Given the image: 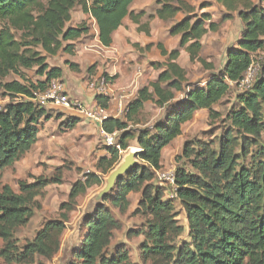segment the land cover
<instances>
[{
  "label": "trees",
  "instance_id": "1",
  "mask_svg": "<svg viewBox=\"0 0 264 264\" xmlns=\"http://www.w3.org/2000/svg\"><path fill=\"white\" fill-rule=\"evenodd\" d=\"M133 1L0 0V89L9 96L0 107V172L33 147L42 120L52 117L31 98L34 91L47 89L53 79L62 81V67L49 65L47 57L58 52L74 55L75 42L89 33L84 22L67 25L76 6L94 20L98 40L106 47L112 45V36L125 18L146 35L150 34L149 20L173 21L169 35L179 37L178 48L170 51L160 42L143 47L150 50L155 46L165 60L156 64V78L140 87L128 101L122 117L108 115L101 123L104 131L117 132L116 144L106 147L94 171L83 173L71 184L67 199L59 205V217L45 222L21 248L16 245V230L31 217L33 198L48 184L61 182V169L50 179L19 182L20 193L8 185L2 187L0 253L9 264L33 263L38 257L51 259L60 249L61 236L78 197L102 184V175L110 172L120 160V151L127 150L134 140L139 149L138 165L117 182L103 204L83 223L84 233L67 264H130L122 245H116L111 255L107 253L119 222L106 204L123 213L132 192H140L138 209L148 218L141 231L147 241L142 246L144 262L264 264V63L252 85L236 95L237 104L224 117L226 127L214 140H185L177 158L180 164L174 169V185L168 188L155 181V171L162 169V151L181 134L182 126L200 109L217 118L213 106L228 94L229 82L238 86L243 79L252 55L264 43V0H214L224 8L222 21L237 14L241 31L235 43L226 48L222 67L203 84L188 82L177 59L183 49L190 62L213 70V65L201 56V39L219 29L210 13L200 12L211 3L202 1L194 6L189 0H155L157 7L146 14L131 11ZM179 14L181 17L176 20ZM144 16L147 21L142 23ZM65 64L79 71L76 63ZM23 70H32L33 75L28 77ZM11 74L18 80L4 82ZM103 75L109 81L113 78ZM177 92L182 96L177 98ZM95 99L108 108V96L96 95ZM147 102L163 109L151 124L139 119ZM79 122L78 117L67 116L63 125L73 129ZM167 189L172 196L166 195ZM174 199L185 212L191 239L179 247L173 243L182 232Z\"/></svg>",
  "mask_w": 264,
  "mask_h": 264
},
{
  "label": "rangeland",
  "instance_id": "2",
  "mask_svg": "<svg viewBox=\"0 0 264 264\" xmlns=\"http://www.w3.org/2000/svg\"><path fill=\"white\" fill-rule=\"evenodd\" d=\"M146 1L149 3L145 10L147 14L152 12L156 5L155 0ZM191 1L196 4L199 2V0ZM210 3L212 2L210 1ZM214 14L219 16V7ZM145 21H147L146 16L141 19L142 23ZM81 22L89 26V33L86 36H82L79 42L76 41L74 44L76 55L71 57L65 52H58L53 57H47L46 61L49 65L62 66L68 77L71 73L78 71L69 69L65 63L66 61H76L77 59L79 61V73L81 72L84 75L82 85L85 86L86 94L89 91L87 87L89 80L96 79L103 74L113 77L110 80L107 93L109 96L107 114L122 117L123 109L128 101L135 96L140 87L156 78L159 73L156 69V64L165 60V57L160 54L156 47L150 50L143 48L148 43L147 41L161 42L164 48L169 51L178 47V37L170 36L167 33V27L170 25L168 22L158 21L157 23H152V19L149 20L151 34L148 37L146 33L139 32L135 24L127 18L123 23L126 32H124L123 28L118 30L115 33V40L112 46L105 48L100 45L95 37L92 18L83 13L79 6H76L71 12V20L67 25L76 26ZM218 22V31L209 32L204 36L201 52V56L206 63L213 65V70L206 69L199 62H190L187 53L180 49V56L177 62L185 69L187 81L190 83L203 84L211 73L217 72L225 61L226 48L234 44L236 36L239 35L240 24L238 20L236 21L232 18L229 21L219 20ZM132 34L135 35L133 36ZM133 43H137L138 46L134 47ZM86 67L88 68L86 69ZM23 72L28 77L33 75L32 70H23ZM16 79L18 80V77L11 74L3 81ZM229 85L228 94L218 104L213 106L215 115L218 116L217 118L209 117L206 109L198 110L192 119L182 126L181 134L164 148L161 157L162 172H174L175 166L180 164L177 158L181 155L185 140L197 138L211 141L226 127L224 117L227 111L230 107L237 104L236 95L245 90L233 82H229ZM65 89L67 90L66 85ZM67 92L70 93V91ZM82 92L84 93L83 89L78 86L76 93L82 95ZM89 93H91L89 97L86 95L89 101H85L83 98H80V101L82 100L86 106H93V96L96 94L90 91ZM181 96L180 92L176 93L177 98ZM8 100L9 96L3 95L0 89V107L7 103ZM119 101L121 102V107L118 106ZM45 110L52 117L48 120H42L36 143L12 166L4 168L0 172V190L4 185H8L14 192L20 193L19 182L32 183L38 178L50 179L56 175L59 168L61 169V182L50 183L45 186L30 203L32 209L31 217L15 232L18 248L31 241L45 222L59 217V205L67 199L71 184L76 179L82 178L83 173L94 171L98 157L106 152V147L96 123H90L87 121L88 119L86 120L85 117L80 116L79 119L82 122L73 129H67L63 124L69 111L54 105L45 107ZM162 112L163 109L152 102H147L139 119L143 123L151 124L162 115ZM137 149L135 141H131L127 150L120 151V160L129 150ZM248 161L249 158L246 162ZM185 163L187 162L185 161ZM106 176L107 174L102 175L101 185L87 189L84 195L78 197L76 207L70 212L69 220L61 236L59 251L51 259L38 257L33 263L26 264H67L70 261L72 253L78 246L85 230L83 215L86 205L89 199L102 187ZM161 184L169 188L165 181H162ZM171 194V191L167 189L166 195L171 196ZM139 199L140 192L130 193L128 196L129 206L123 213L106 204L114 218L119 222V228L113 231V238L107 248V253L111 255L116 245H122L129 255L130 264H150V262H144L142 259V246L147 241L141 231L145 229L148 218L146 214H142L140 209H138ZM172 202L176 220L182 228V232L173 242L176 247H179L184 243L190 242L191 239L184 210L177 200L174 199ZM129 232L131 233L129 234ZM2 247L3 241L0 239V251ZM0 264H9L1 253ZM11 264L20 263L13 262Z\"/></svg>",
  "mask_w": 264,
  "mask_h": 264
},
{
  "label": "built area",
  "instance_id": "3",
  "mask_svg": "<svg viewBox=\"0 0 264 264\" xmlns=\"http://www.w3.org/2000/svg\"><path fill=\"white\" fill-rule=\"evenodd\" d=\"M264 63V43L262 47L257 50L251 57L250 65L244 73L243 79L239 82L238 86L243 89L249 88L261 70ZM109 83L107 77L100 75L93 81L88 83V86L96 95L108 96ZM109 97V96H108ZM31 100L39 108H45L50 105L62 107L66 110L76 112L78 115L85 117L89 121L98 124L99 126L103 120L108 116L107 109L98 103L93 106H86L82 101L73 98L65 89L64 83L60 79H53L47 89L44 91H34ZM118 106L121 107L119 101ZM126 110L125 108L123 109ZM100 135L105 147H111L116 144L117 132L108 133L104 131L101 126L99 127ZM155 181L161 184L165 181L169 186L174 185V172L165 173L161 170L155 171ZM173 193L171 194V196Z\"/></svg>",
  "mask_w": 264,
  "mask_h": 264
},
{
  "label": "crops",
  "instance_id": "4",
  "mask_svg": "<svg viewBox=\"0 0 264 264\" xmlns=\"http://www.w3.org/2000/svg\"><path fill=\"white\" fill-rule=\"evenodd\" d=\"M202 1H208V2H212L211 3V5L209 6V7H207V8H205V9H203V10H201L200 12H208V13H210L211 14V17H212V20L213 21H216V22H218L219 20H221L222 21V14H223V12H224V8L220 5V4H217L214 0H199V2L196 4L195 2H193V1H191V0H189V2H190V4H192V5H194V6H198V4L199 3H201ZM213 3H215V4H213ZM148 2L146 1V0H134L132 3H131V5H130V10L131 11H134L135 13H137V12H139V11H145L146 10V8L148 7ZM156 5V4H155ZM219 7V16H218V14H214V12H215V10H217L218 9V7ZM157 6H155L154 7V9L156 8ZM153 9V10H154ZM146 12V11H145ZM153 12V11H152ZM149 13H151V12H148L147 14H149ZM181 17V15L179 14L177 17H176V20L177 19H179ZM232 18H234L236 21L238 20L239 21V24H240V29H239V35H240V31H241V22H240V20H239V18L237 17V14L236 13H234L233 14V17ZM231 18V19H232ZM125 20H127V18H125L124 19V21H123V23L125 22ZM230 20V19H229ZM229 20H227V21H229ZM92 21H93V25H94V33H95V37H96V39L98 40V37H97V28H96V25H95V23H94V20L92 19ZM165 22V21H162V20H160V19H158V18H153L152 19V23L154 22V23H157V22ZM132 22V21H131ZM123 23H122V25L114 32V34H113V36H112V39H113V42H114V40H115V33L118 31V30H120L121 28H123V30H124V32H126V29L123 27ZM152 23H151V26H152ZM165 23H167V22H165ZM168 23H170V24H172L173 23V21H168ZM219 23V22H218ZM135 24V23H134ZM148 25H149V31H150V34H151V27H150V22L148 23ZM135 26L137 27V24H135ZM170 26V25H169ZM168 28L169 27H167V33L169 34V32H168ZM218 31V30H217ZM216 31V32H217ZM140 32V31H139ZM209 33V32H208ZM143 34V33H142ZM150 34L148 35V37L150 36ZM133 36L135 35V34H132ZM144 35V34H143ZM206 35V34H205ZM204 35V36H205ZM239 35L238 36H236V39L239 37ZM86 36V35H85ZM204 36H203V38H204ZM175 37V36H174ZM176 37H178V36H176ZM82 38V37H81ZM203 38L201 39V42H202V46H203ZM79 40L80 39H78L77 40V42H79ZM98 42H99V40H98ZM148 43H154V44H156V43H158V42H156L155 43V41H147ZM76 43V42H75ZM100 43V42H99ZM148 43H146V44H148ZM161 43V42H160ZM178 43H179V37H178ZM113 44V43H112ZM100 45H102L101 43H100ZM103 46V45H102ZM112 46V45H111ZM111 46H109V47H111ZM105 48H109V47H106V46H104ZM153 47H155V46H153ZM152 47V48H153ZM176 48H178V47H176ZM173 49H175V48H173ZM170 51V50H169ZM76 53L77 52H75L74 53V55H72L71 57H74L75 55H76ZM116 58H118L117 56H116ZM71 62H73V63H76L77 65L79 64V61L76 59V61H72L71 60ZM51 66H57V65H51ZM62 67V66H61ZM88 67H86V69H87ZM63 69V68H62ZM71 72H73V71H71ZM84 78V75H83V73H79V71L78 72H74V73H71V75L70 76H66V73H65V69H63V76H62V81L64 82V84L66 85V88H67V91H70V93H69V95L70 96H72L73 98H77V99H79L80 100V98H83V100H87L88 98H87V96L86 95H88V97H89V94H91V93H89V91L90 92H92L93 93V91L91 90V88L88 86V83L90 82V81H93V80H95V79H91V80H89L88 82H87V87H88V94H86V92H85V86L84 85H82V79ZM78 79V80H77ZM79 86V88L81 87L82 89H83V91H84V93L82 92V95L81 94H78V93H76V89H77V87ZM96 96V95H95ZM95 96H93V100H94V102H93V105L94 104H96L97 102H96V99H95ZM82 101V100H81ZM87 101H89V100H87ZM83 102V101H82ZM91 105V104H90ZM108 105H109V103H108ZM108 110V109H107ZM67 111H69V113H68V116H75V117H78V119H79V117H80V115H78L76 112H74V111H71V110H67ZM113 117H118L117 115H114V114H111ZM80 120V119H79ZM87 120V119H86ZM87 121H89V120H87ZM82 121L80 120V122L78 123V124H80ZM90 123H93V122H91V121H89ZM77 124V125H78ZM95 124V123H94ZM76 125V126H77ZM97 127L99 128L100 126L97 124Z\"/></svg>",
  "mask_w": 264,
  "mask_h": 264
},
{
  "label": "water",
  "instance_id": "5",
  "mask_svg": "<svg viewBox=\"0 0 264 264\" xmlns=\"http://www.w3.org/2000/svg\"><path fill=\"white\" fill-rule=\"evenodd\" d=\"M138 151L139 149L129 150L110 170L103 181L102 187L89 199L83 215L84 222L93 216L98 206L103 204L104 199L113 191L117 182L138 165Z\"/></svg>",
  "mask_w": 264,
  "mask_h": 264
}]
</instances>
